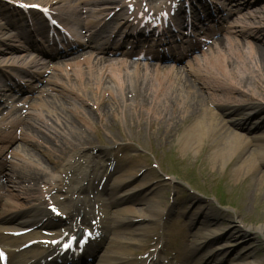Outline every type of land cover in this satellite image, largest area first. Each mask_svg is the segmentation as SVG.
I'll list each match as a JSON object with an SVG mask.
<instances>
[{
	"label": "bare ground",
	"instance_id": "bare-ground-1",
	"mask_svg": "<svg viewBox=\"0 0 264 264\" xmlns=\"http://www.w3.org/2000/svg\"><path fill=\"white\" fill-rule=\"evenodd\" d=\"M67 1L59 0V2ZM110 1L112 0H107ZM37 3L42 4V2ZM44 4L46 5V2ZM216 45L212 54L202 58L203 76L200 79L184 76L180 71H173L170 66L161 68L155 63L141 65L123 61L118 66L110 65L108 76L105 78L104 74L98 72V68L105 67L109 59L96 56L94 60L84 63L85 69L78 65L73 67V80L69 81L89 90L88 93L96 103L95 112L85 106L73 111L64 99L55 100L45 95L32 106L38 109H53L54 115L63 119L61 133L41 131L34 123L26 121L23 117L16 123H8V130L21 128L27 134L25 144L16 148L41 167L29 172H16L11 178L16 184L29 187L44 183L45 189L38 192L43 200L39 196L36 197L37 204L29 211L22 214H8L5 211L0 214V245L18 247L19 241L27 237L28 240L21 242L20 245L32 239H48L41 235L42 231L54 226L68 229L72 222L76 223L75 228L83 226L92 229L93 226L88 220L90 219L91 223L97 216L103 237L111 232L118 234L114 235L113 254L105 264H130V260L124 256L129 249L126 241L128 237L138 239L145 234H151L144 242L143 249L160 242L156 234L158 228L156 226H161L164 219H168L173 214L174 205H166L160 213V206L164 204L161 202V192L157 188L151 189L148 184H140L138 187L148 193L147 199L140 201L141 209L126 208L120 214L118 210L110 212L109 208L122 204L130 198L113 195L104 199L106 185L102 184L101 192L97 189L101 180L105 177L104 183H108L116 173L120 174L122 179L114 186L119 190L132 184L138 172L132 171V166L128 165L123 166L122 169L115 168L112 173L106 174L102 163L106 157L104 152L96 150V154L92 155L78 148L92 143V137L84 125L93 127L96 119L100 120L104 127L119 129L118 116L121 114L123 123L130 127H139L142 124L141 127L147 126L141 122L143 120H138L139 117L134 118L130 112L121 110L118 104L115 106L109 104L110 98L113 101L118 100L110 92L109 83L115 84L122 101H131L136 108L146 111L148 116L159 112L158 116H160L161 112H165L166 117H161V121L175 134L182 132L179 140L181 150L186 154L201 147L209 152L212 165L224 167L235 164V177L242 175H250L252 179L258 177V182L264 185V170H261L264 168V133L260 132L264 129V119L256 128L258 130L250 135V133H242L244 128L241 125H234L227 117L228 113H240L243 110L250 112L257 109L264 112V107L256 103L257 99L264 101V51L256 52L253 45L229 38ZM40 61L43 60L37 59L34 64ZM47 66H50V63H47ZM40 78L38 77V80ZM243 98L247 99L248 105H238ZM220 102H223V105H220ZM227 107L229 111L225 112ZM36 118L40 119L39 116ZM152 124L150 121L149 127H152ZM12 139V137H0V146L9 144ZM1 167L0 165V173L3 174L4 166L3 169ZM49 173H58L59 176L50 179ZM259 187L256 186L255 189L258 190ZM245 188L243 201L248 206L252 188L250 185ZM47 197L66 214L65 221L54 220L46 211ZM1 204L0 200V206ZM116 214L119 216L110 221V216ZM229 219L231 217L226 216L223 221ZM29 228L34 230L18 240L4 234ZM181 229V222L174 223L169 229L170 245L180 248L185 246L187 240L183 237ZM258 230L264 231V229ZM239 234L244 239L242 231ZM36 250L35 256L20 260L17 264H42V260L54 253V250L48 251L41 246H37ZM10 253L11 258L14 259L24 252ZM187 253L185 260L194 259V250ZM36 256L38 259L33 260ZM174 258L178 259V257ZM146 260L147 258L142 259L143 262ZM44 264H52V262ZM71 264H78V261L73 260Z\"/></svg>",
	"mask_w": 264,
	"mask_h": 264
},
{
	"label": "rangeland",
	"instance_id": "rangeland-1",
	"mask_svg": "<svg viewBox=\"0 0 264 264\" xmlns=\"http://www.w3.org/2000/svg\"><path fill=\"white\" fill-rule=\"evenodd\" d=\"M251 1L252 5L250 11H247L246 13L250 14L252 17L255 16L254 21L256 23H264V0ZM236 22V25L238 26L237 29L241 30L243 29V26L251 23L252 19L243 15V17L237 19ZM3 24L4 21L0 18V25ZM245 30L246 29H244V31ZM259 44V48L262 49L263 52L264 40L260 39ZM195 65L196 63L193 62V66ZM2 66L3 65H0V67ZM70 90H72L70 92L71 94L79 96L86 93L76 86H71ZM67 99L70 104H72L69 106L73 110L81 105L79 100L74 98L72 99V97L69 96ZM84 100L88 106L93 107L91 98H84ZM242 101L244 102L246 99L243 98ZM1 104L2 101L0 102V106ZM130 109L131 110L129 112L134 116V118L139 117L138 120H143L141 121L142 123L150 120L147 113L140 111L139 108ZM50 114L51 113L44 111L42 116H49ZM164 114L165 112H161L160 116H153L156 120L153 122L151 129L144 125L143 130L138 134L132 133L134 130H131L128 126L124 125L123 118L120 115L118 116V119L120 121L121 128L118 132L109 133L110 130L104 128L101 122L96 120L94 122V127L97 126V133L93 131V128H90V134L93 138V147L98 148L99 145H103L102 148L108 151L107 154L110 155V159L115 155L114 151L117 146H122L126 148V150H129L131 156L137 157L135 160V163L137 164V171L143 170L142 178L137 181L136 185L143 184L144 182L149 183L150 185L166 184V186L163 187L166 192L163 191L164 196L162 200L166 201L168 204L176 201L183 208H186V205L192 203V201L188 200L190 192H187L183 196L181 191L176 187L178 186L176 183L179 182L174 180L176 177L188 178V181L195 184L194 186H196V188L204 194L203 197L198 198V201H200L198 207L201 210L203 209V212L206 211L209 213L212 210L210 215L217 214L219 216H223L228 213L231 216V219L227 222V225L241 226L243 229H248L249 232L247 233L251 234L250 241L242 245L232 246L228 250L221 251V253L217 256L219 259L217 264H264V231L262 230L264 229V185H261L260 182H258V177H255L254 179H252L250 175L235 177V164H228L224 167L212 165L209 159V152L201 147H198L197 150L186 154L183 150H181L182 148L179 140L180 135L170 131L164 122L161 121V117H166ZM51 118L53 120V117ZM56 123L61 124V119L59 117L52 124V126L56 128V131L61 132ZM39 126L41 127L40 124ZM139 127H136L135 131L139 129ZM92 131L93 133H91ZM109 136L114 137L110 138ZM88 150L91 151L89 148ZM156 165H158L159 168H156ZM261 170H264V168ZM173 174L176 177L173 176ZM258 183L260 185H258ZM112 184L113 181L110 185ZM247 185H250L252 188V192L250 193V204L248 206H246L243 201L245 196V187H247ZM256 186H260L258 190L255 189ZM213 196H217L218 198L221 197L219 200L226 204V206L224 208H220L213 200ZM131 206L135 208L139 207V205H136L135 202ZM183 220L186 222L188 220V216L183 217ZM211 220H217L215 225L211 226L208 230H201L196 240L203 239V234L217 235V238H219V240L215 243V245H217L226 240L224 238V234L227 232L230 233V230L225 225H222L224 223H222L219 218H212ZM241 227L240 229H242ZM258 229L262 230L259 235L255 234L259 231ZM188 231L192 232L190 229H188ZM185 232H187V229ZM189 232L187 233L191 236V233ZM231 242L232 245L235 243L234 240H231ZM206 253V250H204L203 254L205 255Z\"/></svg>",
	"mask_w": 264,
	"mask_h": 264
}]
</instances>
